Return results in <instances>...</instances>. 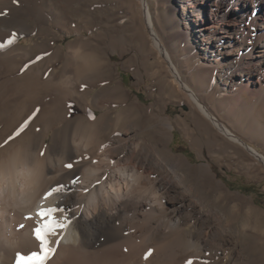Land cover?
Here are the masks:
<instances>
[{"label": "rangeland", "instance_id": "1", "mask_svg": "<svg viewBox=\"0 0 264 264\" xmlns=\"http://www.w3.org/2000/svg\"><path fill=\"white\" fill-rule=\"evenodd\" d=\"M10 1L1 12L7 0H0V13L15 17V23L0 26V43L13 33L18 39L0 50V131L9 118L17 124L0 132V151L10 142L13 149L17 143L39 140L38 131L32 128L19 139H10L16 126L31 115L30 103L20 108L26 99L22 89L37 82L51 85L55 94L61 93L58 88L68 89L72 93L68 95L67 90L65 103L61 102L65 120L94 115L95 120H103L100 132L105 140L102 153L74 166L106 168L110 174L119 160L128 174L135 171L139 190L156 181L163 183L154 190L161 205L150 215L141 214L139 222L141 227H163L156 258L175 264H186L189 259L193 264H264V163L225 135L176 82L168 61L154 45L142 1ZM176 3L149 0L163 45L185 82L214 116L264 154V90L215 86L214 79L226 82L225 67L205 73V62L217 64L216 60L202 54V42L186 35L193 32L192 26L182 24L190 8L181 9ZM79 45L86 58L94 53L100 63L94 74L82 80L75 79V62L69 54L70 48ZM46 52L51 55L44 56ZM36 56L44 58L33 63ZM69 76L74 79L69 81ZM115 86L124 97L110 90L105 98L103 92ZM73 89L90 91L87 101L73 96ZM39 104L48 109L51 102ZM121 114L124 119H119ZM55 132L60 138L69 131L64 124L57 126L47 137L48 145ZM149 151L153 152L151 165L134 159L139 156L143 162ZM221 192L226 196L222 200L218 199ZM8 214L0 216V224L10 222L6 233L11 239L18 238L24 228ZM22 246L20 242L12 253L16 260L23 253Z\"/></svg>", "mask_w": 264, "mask_h": 264}, {"label": "bare ground", "instance_id": "2", "mask_svg": "<svg viewBox=\"0 0 264 264\" xmlns=\"http://www.w3.org/2000/svg\"><path fill=\"white\" fill-rule=\"evenodd\" d=\"M141 1L144 5L147 26L154 45L168 61L176 82L190 94L198 108L212 119L225 135L241 144L245 150H248L264 163V154L222 124L203 103L197 92L185 82L168 48L163 45L161 37L155 29V19L149 9V0ZM177 1L176 4L180 5L181 9L186 6L190 8L189 14L183 17L182 24L192 26L193 32L188 31L186 35H193L194 41L202 42V54L207 58L216 60L217 64L205 62V73H214L217 66L225 67L223 71L227 72L226 82L223 83L214 79L213 84L215 86H230L236 91L253 87L264 90V0ZM10 2L7 0V6L1 8V12L2 9L4 11V8L10 5ZM13 23H15V17L11 15L9 17L7 14L0 15V26L9 27ZM53 89L54 87L43 84V82L27 85L26 88L22 89L26 99L20 108L25 109L30 103V117L34 115L36 109L40 110L39 113L35 114L28 127L38 131L39 140L30 139L31 141L25 145L30 147L33 152L38 151L39 154L43 152L42 158L51 166L45 176L44 189L34 204L24 209H5L0 206V216L10 212L12 215L8 214V217H12L13 220L18 219L17 222L21 223H19L20 226L23 225L24 230L20 232L18 237L21 238L20 242L24 248L21 249L23 253L20 250L22 253L20 254L26 257L31 255L33 251L39 250V244L34 237V229L40 225L41 218L36 213L43 205L64 209L63 213L57 212L56 216L61 222L67 218L69 224L66 231L59 232L57 236L50 238L54 242L59 240V243L53 244L56 252L48 264H175L166 260L167 258L165 260L156 258L158 252L156 243L161 234L162 225L152 229L150 225L146 224L141 227L139 224L141 214L150 215L161 205V201L155 198L154 190L157 185L162 186L163 183L156 181V184L153 183L146 189L139 190L136 184L135 171L128 174L124 168L119 166V160L115 161L110 174L106 168L89 167L81 169L79 166H74L77 161L85 162L92 155L102 153L105 150V147L102 146L105 140L102 141L100 132L103 127V120L94 121L81 117L73 118V122L66 121L63 107L64 99L68 97V89L60 88L59 90L58 88L60 94L53 93ZM110 90L116 97H124L123 92H119L117 86L103 92V94L109 93ZM69 91L68 95L72 93ZM89 92L81 93L73 89V96H77L80 101H87ZM104 97H108L107 94ZM63 100L64 103H61ZM49 102L51 104L48 109L47 105L42 107L39 104L43 103L44 105ZM124 117L122 114L119 115V119H124ZM6 122L5 130H1L2 132H6L7 128L17 124L15 120L10 118ZM63 124L69 132L60 138L55 132L52 137V144L48 145L47 137L51 130H55L57 126ZM18 128L17 125L16 129ZM20 137L21 135L16 138L19 139ZM12 143L10 142L0 151L1 158L12 150L11 146L14 145H11ZM152 153L144 156L143 162L141 161L142 157L138 156L134 159L144 165H151ZM26 157L30 162L31 154L26 153ZM132 158L129 156V159ZM68 163L73 165L71 169L65 167ZM176 167L177 165L171 169L175 170ZM127 169L129 170V168ZM53 171L59 173L56 176H50L49 174ZM76 179H79V184L73 183ZM58 185H63L65 191L55 194L46 202L43 201V194L50 187ZM223 198H226L223 192L219 193L218 199L222 200ZM27 216H31L32 219H27ZM3 222L0 224L2 230L0 234V264H16L15 255L14 257L12 255L16 248L7 247V243L11 239L6 233L10 229V222L6 221L4 224ZM169 223L170 225H177L175 222ZM143 249L144 251H142ZM150 249L153 254L145 259V254ZM162 249L164 250V248ZM163 250L161 251L163 252ZM25 251L29 254L24 255ZM16 252L18 253V251ZM163 255L160 254L161 257ZM124 260L126 263L123 262Z\"/></svg>", "mask_w": 264, "mask_h": 264}, {"label": "clouds", "instance_id": "3", "mask_svg": "<svg viewBox=\"0 0 264 264\" xmlns=\"http://www.w3.org/2000/svg\"><path fill=\"white\" fill-rule=\"evenodd\" d=\"M74 63L75 79H82L94 73L100 63L94 53L84 55L83 45L69 49ZM69 81L73 76L67 78ZM26 153L31 154L30 162ZM50 163L24 143L17 144L6 156L0 158V206L5 209H24L34 204L44 189V180ZM19 185V188H18ZM21 238H12L7 247L15 249Z\"/></svg>", "mask_w": 264, "mask_h": 264}, {"label": "snow or ice", "instance_id": "4", "mask_svg": "<svg viewBox=\"0 0 264 264\" xmlns=\"http://www.w3.org/2000/svg\"><path fill=\"white\" fill-rule=\"evenodd\" d=\"M13 3L18 4L19 0H13ZM7 13H0V15H6ZM18 39V34L13 33L10 38L5 42V43H0V50H6L10 46H12ZM51 55L50 53H44V56ZM44 56H36L35 59L33 60V63L42 60ZM28 67V65H25V69ZM49 70V74H50ZM46 78V77H45ZM85 87V86H82ZM39 109L35 110V113L32 117H29L28 120H25L19 128L15 131L13 134V137L10 139H14L15 137L20 136L30 125L32 122V119H34L35 114L39 113ZM90 118L92 120H95L96 117L94 115H91ZM118 135V133H117ZM41 156L44 155L43 152L40 153ZM66 168L71 169L73 165L71 163H68L65 165ZM73 183L79 184L80 181L79 179H76L73 181ZM65 189L63 185H58V186H53L50 187L49 190H47L43 194V201H48L51 197H53L55 194L62 193L64 192ZM64 209H60L58 207H45L41 206L39 210L37 211L36 215L41 218L40 225L37 226L34 229V237L36 241L39 244V250L38 251H33L31 255L29 256H23V255H18L16 264H48V261L52 256L55 255L56 248L53 246L54 243L58 244L59 240L57 241H52L50 238L52 236H57L59 232L66 231L69 224L67 222V218H65L64 222H61L60 219L57 218L56 214L57 212L63 213ZM27 219H32L31 216H27ZM23 227V225L21 226ZM153 254L152 250H148V252L145 254V259H148L151 257ZM186 264H193L192 260H187Z\"/></svg>", "mask_w": 264, "mask_h": 264}]
</instances>
